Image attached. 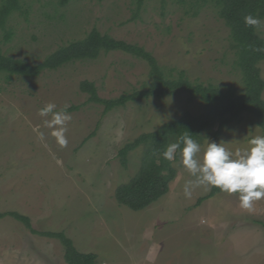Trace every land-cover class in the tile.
Here are the masks:
<instances>
[{"label":"rangeland","instance_id":"rangeland-1","mask_svg":"<svg viewBox=\"0 0 264 264\" xmlns=\"http://www.w3.org/2000/svg\"><path fill=\"white\" fill-rule=\"evenodd\" d=\"M59 1L22 0L0 29L1 52L38 63L96 28L142 46L168 77L182 70L191 81L244 91L229 28L211 4L195 12L189 1L146 0L140 7L136 0ZM260 20L255 29L264 40ZM258 67L264 81V59ZM149 72L146 60L117 50L45 69L36 77L0 73V212L24 214L36 230L64 233L79 251L94 253L96 264H264V199L246 210L236 194L223 192L198 203L212 188H197L185 198L183 185L190 177L180 156L172 164L176 172L168 191L156 201L132 210L115 200L116 187L137 173L145 151L140 145L122 163L118 151L123 145L185 113L197 116L206 110L199 99L177 91L104 113L103 105L89 101L80 89V82L88 80L101 98H116L144 88ZM48 102L57 110L69 105L72 119L64 146L38 114ZM262 133L259 119L243 112L217 142H228L234 150ZM0 264L67 263L59 240L32 234L4 216Z\"/></svg>","mask_w":264,"mask_h":264},{"label":"trees","instance_id":"trees-1","mask_svg":"<svg viewBox=\"0 0 264 264\" xmlns=\"http://www.w3.org/2000/svg\"><path fill=\"white\" fill-rule=\"evenodd\" d=\"M70 0H60L64 5ZM101 1V0H98ZM146 0H136L137 7ZM167 0H160L165 3ZM181 4L192 3L195 12L201 6L211 4L220 19L229 28L232 47L236 58L234 64L239 67L242 75L244 91L238 93L232 88L221 89L213 84L191 81L184 71L180 70L175 77H168L150 52L142 46L116 39L108 34H102L98 29H91L83 38L73 40L58 47L38 63H28L19 58L5 55L0 50V73L9 78L13 75L21 77H36L45 69H56L64 64L95 59L101 52L122 51L146 60L150 65L151 81L144 88L129 93H122L116 98H101L91 81L80 82L81 91L88 93V100L103 105V112L124 106L129 101L144 99L149 96L162 98L183 91L188 99H199L204 103L205 112L200 115L185 113L177 119H171L150 132L140 134L132 141L123 145L118 154L122 163L126 161L129 151L140 145L145 146L141 167L127 182L118 185L114 192L115 200L132 210H140L166 194L169 182L175 176L172 163L163 159L162 152L168 144L174 142L178 135L189 132L193 138L202 143L206 137L210 141H218L221 132L233 120H239L243 112L251 113L259 119L264 135V101L261 98L264 81L260 76L258 63L264 59V40L256 29L247 27L244 16L252 14L259 19L264 18V0H175ZM22 0H0V29L6 27L10 16L20 10ZM197 8V9H196ZM10 37L9 33L5 34ZM259 49V50H257ZM239 117L237 119L236 117ZM216 125V129L212 127ZM179 155L177 153L176 159ZM221 192L213 187L205 198ZM11 216L20 221L32 234L55 238L63 246L64 260L67 264H96V255L92 252H81L62 232L40 231L32 227L30 218L15 211L0 212V218ZM262 226L264 227V223Z\"/></svg>","mask_w":264,"mask_h":264},{"label":"clouds","instance_id":"clouds-1","mask_svg":"<svg viewBox=\"0 0 264 264\" xmlns=\"http://www.w3.org/2000/svg\"><path fill=\"white\" fill-rule=\"evenodd\" d=\"M244 23L247 27L258 28L262 21L247 14ZM68 107L65 104L57 110L55 103L48 102L38 110L41 117L47 118L44 125L61 146L67 144L65 133L72 119ZM227 143L207 139L201 145L192 134L184 132L166 146L162 157L175 166L179 153L180 164L190 177L183 185L185 198L190 199L197 188L207 191L215 187L223 193L236 194L239 206L250 210L254 202L264 199V135L251 136L245 147L234 150L226 147Z\"/></svg>","mask_w":264,"mask_h":264}]
</instances>
